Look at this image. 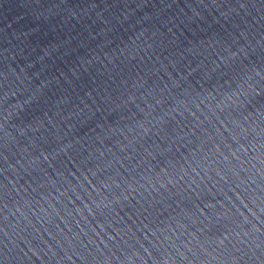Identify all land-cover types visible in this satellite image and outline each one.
I'll return each mask as SVG.
<instances>
[{
    "label": "water",
    "instance_id": "obj_1",
    "mask_svg": "<svg viewBox=\"0 0 264 264\" xmlns=\"http://www.w3.org/2000/svg\"><path fill=\"white\" fill-rule=\"evenodd\" d=\"M0 264H264V0H0Z\"/></svg>",
    "mask_w": 264,
    "mask_h": 264
}]
</instances>
